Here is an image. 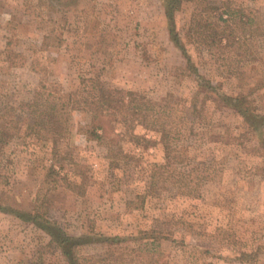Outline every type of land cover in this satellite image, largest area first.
<instances>
[{
  "label": "rangeland",
  "instance_id": "1",
  "mask_svg": "<svg viewBox=\"0 0 264 264\" xmlns=\"http://www.w3.org/2000/svg\"><path fill=\"white\" fill-rule=\"evenodd\" d=\"M175 28L193 66L163 0H0V205L31 212L47 194V218L98 240L74 249L79 264H264V127L199 86L264 115V0H185ZM97 86L168 100L182 132L172 159L160 134L123 123L125 107L119 139L88 133ZM50 100L63 136L43 130ZM67 263L42 229L0 211V264Z\"/></svg>",
  "mask_w": 264,
  "mask_h": 264
},
{
  "label": "trees",
  "instance_id": "2",
  "mask_svg": "<svg viewBox=\"0 0 264 264\" xmlns=\"http://www.w3.org/2000/svg\"><path fill=\"white\" fill-rule=\"evenodd\" d=\"M163 1L165 4V13L169 23V33L171 39L173 40L174 44L181 50L182 55L187 59L189 66H193V61L187 53V50L181 43V37L179 33H177L175 28V12L179 10L182 2L185 0ZM223 18V16L220 17V20L223 21ZM196 72L197 71L195 70V73ZM199 78H201L200 75ZM199 86L204 90L209 89L213 93L216 92L219 100L236 109L240 116L245 120V122L254 132H257L262 127H264V115L256 113L251 106L246 105L245 97H232L229 95L218 93V88L213 86V84L208 81L202 83L201 80ZM93 96V105L96 107V109L94 115L92 116L91 130L87 131L88 133H91V135H99L101 133L102 138H106L107 140H109L110 137L115 140L119 139L121 135L115 133L113 129V121L120 120L118 119V116H120L123 108L125 107L126 111L131 115V117L135 118V120L133 118L130 119L129 116H125L123 114V123H131L129 127H131L132 129H135L137 127V124H139L146 130L160 134V142L165 149L166 159L167 161H170L172 159V147L176 141L181 139L182 132L173 131V126L170 124L169 120L172 118V111L174 110L170 109V102H168V100L158 106L150 105L140 94L131 91L109 90L103 86H97L94 89ZM76 103H78V101ZM46 112L47 113L45 114V120L42 122L45 125V128L43 130L52 133L53 136H63L64 133L67 132V122L64 120L65 108L59 101L50 100L48 101ZM136 121L138 123L136 125H132ZM33 130L34 129H32L31 132H33ZM131 138L134 144L141 146V149H147L149 145L155 144L154 141L148 139L145 135H135L132 133ZM108 144L111 145L112 143L107 142V145ZM118 162L119 159L113 155L112 164L118 165ZM55 174H57L56 170L54 168H51L49 174L47 175L46 181L52 183L53 186L50 187L48 191H53L58 187V179L55 178ZM66 187L79 195L85 194V190H78L80 189V187L77 185V183H67ZM47 206V194L44 195L42 193H39L36 198L35 207L31 212L2 205H0V211L13 214L18 219L27 223H31L42 229L51 237V242L56 244L57 247L61 250L62 255L68 262L67 264H79L78 257H76V255L74 254V249L81 245L90 244L98 240H94L89 235H85L82 237H72L68 235L57 223H54L49 218H47L46 214L43 211V209H45V207ZM115 240L116 239H107V241L111 242H114Z\"/></svg>",
  "mask_w": 264,
  "mask_h": 264
}]
</instances>
